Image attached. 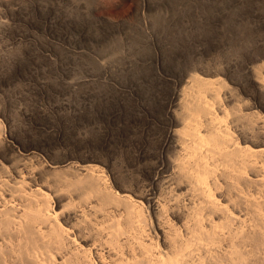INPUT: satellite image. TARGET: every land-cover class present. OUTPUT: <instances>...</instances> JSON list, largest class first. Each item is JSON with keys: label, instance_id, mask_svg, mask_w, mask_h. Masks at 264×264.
I'll return each instance as SVG.
<instances>
[{"label": "bare ground", "instance_id": "bare-ground-1", "mask_svg": "<svg viewBox=\"0 0 264 264\" xmlns=\"http://www.w3.org/2000/svg\"><path fill=\"white\" fill-rule=\"evenodd\" d=\"M8 2L0 0V6L11 3ZM233 6L242 17L250 16L257 27L251 25L255 33L250 40L240 34L241 47L235 52H230L226 42L221 43L220 50L228 52L227 60L224 51L217 59L223 57L221 61L225 63H208L204 59L186 67L181 59H177L178 63L174 59L173 64L162 56L160 69L167 71L171 66L175 74L166 72L164 76L154 72L152 77L144 78L145 83L136 79L130 82L135 91L143 88L137 101L142 110L136 111L142 117L141 127L137 126L140 133L134 129L137 118L133 119L135 122L129 121L128 130L137 137L138 147H132L137 152L131 149V155L136 153L134 158L148 178L144 190L140 188L144 183L124 178L118 174L120 170L111 173L115 182L109 184L98 163L109 158L99 155L98 150L94 154L88 147L85 150L79 146L81 149L65 151L50 145L43 135L22 133L13 127L3 138L0 127V264H258L256 259L264 257V0H235ZM211 42L215 44L216 40L212 38ZM128 44L131 46V42ZM135 60L129 61L132 71ZM176 66L182 67V73L176 75V71L181 72ZM119 67L121 70L122 65ZM112 70L109 71L113 77ZM134 73L133 77L138 72ZM84 128L81 127L83 131ZM100 136L98 139L102 140L104 137Z\"/></svg>", "mask_w": 264, "mask_h": 264}, {"label": "rangeland", "instance_id": "rangeland-1", "mask_svg": "<svg viewBox=\"0 0 264 264\" xmlns=\"http://www.w3.org/2000/svg\"><path fill=\"white\" fill-rule=\"evenodd\" d=\"M8 1L9 2L11 1V3L8 2L9 4L7 5L2 4V6H0L1 8L0 9V123H2L0 127H3V129L1 128V131L3 130L2 133L4 134V136L2 134V137L4 138L7 135L8 130L11 127H13L15 128V130H19L22 133H30L37 135L38 137L39 136L41 137L43 135L45 136V138L48 139L50 145L52 146L55 145L57 148H61L65 151H70L72 149L75 150V148L81 149L83 147H84L83 149L85 150L89 149L92 150L93 152L94 150H98L97 152L98 154L100 153L99 155L102 156L103 154L104 157H106V159L107 157L109 158L107 159V161H110L107 162L104 159L105 162L104 161H102V163L98 162L99 164H101V168L102 167L104 168V170L102 169L101 171H103L102 173L105 172L104 175L105 178L106 176L108 177L106 179H108L107 181L109 182V184L111 183V181H112L111 184H114L113 182H115L113 174L111 173L113 172L118 173L119 172L118 170H120L118 174L123 175L124 178H128V179L129 177L130 179L136 178L137 180L139 179L141 183H144L142 184L143 187L142 186L140 187L142 190L148 187L147 186L148 181H146L148 180V178H146L141 168H139L140 166L135 160L136 158H134L136 153L133 156V153L135 151L137 152V148L132 149L134 145L135 147H138L137 137L136 134L130 133V131L128 130V124L131 121L135 122L134 120L137 118L138 121L136 122L138 124L136 123L137 125L136 124H135L136 126L134 125V129L137 130L138 132L140 131V128L138 127L139 126L141 127L140 122H142V117H140L138 113L141 112L140 110H142V108L141 106L138 105L137 101H139L141 98L140 96L143 93V88L142 90H140L141 88L139 89L138 87V91L137 90L135 91L132 89L131 83L135 81V79L138 80V83L139 81L140 83H145V81L147 82V80L145 79L152 77L155 74L154 72L159 73V75L163 74L164 76L166 72L170 74H175V72L172 71L171 66L167 71L162 70V68L160 69L161 67L160 62L162 56H165V58L168 57L166 59L168 60L167 62L173 64L178 63L177 59H181L182 61L180 60V63L181 64L184 63V65L186 64L185 65L186 67H190L194 65L198 61L202 62L204 61V59L207 60V62L213 60L215 63L216 62L219 63L223 57L219 60L217 59V57L218 56L221 57L222 52L224 51L223 56L225 53L224 59H226L227 58L226 55L228 53V52L226 53L225 50H220V48L222 49L223 47L222 46V44H224L223 42H226L225 45L231 49L230 52H235V50H239V48L241 47V44L239 45V43H241L242 41L239 38L240 34H244V36L250 40L255 33V30L252 28V26L253 27L256 26L254 25V22L251 21L252 18L250 16L248 17V15L247 16L245 15L242 17V15L239 14L237 8L236 7L234 8L233 3L235 0H8ZM229 1L231 2V4ZM12 3L13 5H11ZM232 6L234 10L232 9ZM229 10L231 12H229ZM237 13L239 14V17ZM243 18L246 22L243 20ZM237 22H239L238 25ZM232 26L234 27L232 28L233 32L231 31ZM235 27L237 29H235ZM245 29H247L248 31L246 30L245 32ZM249 29L251 31H254L252 32L253 34H250L251 31H249ZM225 31L227 34L224 33ZM97 32L99 34H97ZM129 32H131V34L133 35L135 34L136 36L135 35L134 36L136 38L131 34L128 35L127 33ZM116 33L118 36H115ZM145 33H147V36ZM94 34L97 36V38ZM233 34H235L236 36ZM103 36L104 37L106 36V38H104ZM182 36H185L186 39H184ZM181 37L182 39H180ZM212 38L216 40L215 44L211 42ZM92 39L93 41H90ZM230 41L233 43V44L231 43L232 45L230 44ZM130 42H131V46L132 45L134 46L131 47L130 44H128ZM217 43L218 44L220 43L219 46L217 45ZM227 43L230 44L231 47ZM234 43L239 46L237 47L236 45L234 46ZM136 44L139 45L137 46L138 48L135 47ZM164 44H166V46ZM97 45L100 46L96 47ZM115 46L118 49L117 51L114 49L116 48ZM129 47L134 49V51L132 49L130 50ZM175 47L178 49V51L173 50L176 49ZM100 48H102V51L106 48V50H104L105 53L104 51L102 53ZM119 48L121 50V54L122 55L125 54L123 55V57L122 55H120ZM136 48L137 49L140 48L141 51L140 50L139 52L136 51L137 50ZM144 48L145 49L148 48V50L145 51ZM182 48L186 50V52ZM92 49L94 51H91ZM164 49H165V53H164ZM214 50L215 51L217 50V52H215ZM84 51L86 52L87 55L84 53ZM98 51H100L101 54ZM196 51L198 52L196 53ZM200 51L201 52L203 51V54ZM111 52L114 53L116 56L113 55ZM137 53H139L138 55L139 57L137 56ZM208 53L211 55L209 56ZM106 54L108 57L106 56ZM111 54L113 56H111ZM213 54L214 57H212ZM88 55L89 57H92L91 58L92 60L94 59V57L99 58V60L95 58L93 60L94 62H92V60H90ZM117 55L121 58H119ZM159 55L160 58L157 57ZM103 56H105V58L102 59ZM154 56L157 61L155 60ZM106 57L107 60L109 61L111 58V63L106 60ZM112 57H114L115 59ZM116 57H118L119 59ZM132 57L136 59L135 61H137L135 67L133 66V68L135 69V70L133 69L134 71L131 70L130 67L131 63H129L130 59H133ZM136 57L139 60H137ZM113 59L114 62L112 61ZM173 60L175 63L173 62ZM194 60H196V62H194ZM88 61L91 64L87 63ZM96 61L99 62V63L97 62V66L95 63ZM105 61L107 62L108 67L106 66ZM116 61H119V63H121L122 71L120 70L119 67L121 65ZM222 61L220 63H225V60L224 62ZM102 62L104 63L102 64ZM143 62L145 63V66ZM117 63L119 65H117ZM109 64H111L112 66L114 64L115 66H113V68H110L112 66L110 65L109 67ZM145 67L148 68V70L145 69ZM176 67H177L176 70H181L180 68H182L180 67L178 69V66ZM108 69L109 70L113 69L112 71L116 72L117 78H115L116 77L115 72L114 74L112 72V75H114L112 77L111 72ZM127 70L129 71L131 70V71L129 72ZM123 72L124 74L126 73L127 74L124 75L122 74ZM131 72L132 73L135 72L134 74H136L137 72L138 73L133 77ZM143 72H145V74ZM178 72L182 73V70L181 72L176 71V75L178 74ZM122 75L125 76V79H123ZM139 75L141 76V78ZM119 76L121 77L119 78ZM128 77H132V78L130 79ZM84 78L88 80L86 81ZM97 80L101 81L103 84H101V82L99 84V81ZM120 80L122 82L117 83ZM93 81L96 85L93 83ZM89 82L91 83V85ZM107 83H109L108 84L109 86L111 85L110 89ZM126 83H129V86ZM85 85H89V86L86 87ZM93 85L94 87L91 90V87ZM103 85L105 87H102ZM113 86L114 88L111 89ZM95 87L97 88V90ZM117 87L119 88V90ZM104 88L106 91L104 90ZM127 89L130 91H128V93L125 94L127 92ZM103 90L105 93L101 92ZM85 91H86V96L88 95L87 98L85 97V93H84ZM131 91L133 93L135 92L134 93L135 95ZM140 91H142V93ZM114 93L116 94L113 95ZM121 93L124 96L125 95L128 96V98L127 96H125L126 100L128 99L127 102L124 96L121 95ZM97 98L102 101H99ZM115 98L116 99L119 98L118 101ZM92 99H94V101L96 102H94ZM111 100H113V103L115 105H113ZM106 101L108 104L106 103ZM124 101L126 104H124ZM109 102L111 105L109 104ZM121 102L123 103L121 104ZM102 103L104 105H102ZM89 104L93 105V107ZM82 105L85 107H83ZM99 105L102 106L99 107ZM134 106L137 108H135ZM126 107H128V110H126L125 112ZM131 107L134 108V110ZM136 111L138 113H136ZM127 112L130 113L127 114ZM122 113L125 114L123 115ZM135 114H137L138 116H135ZM122 119H124L125 122H123ZM89 125L91 126L89 127ZM83 126H85V128ZM81 127L84 128V131L83 129H81ZM92 129L95 131H92ZM110 129L111 130L114 129V131H111ZM47 131L48 132L52 131V133L49 135ZM95 132L98 134H96ZM102 133L103 135L104 134L106 135L103 136ZM116 133L117 134L119 133L120 135L119 134L117 135ZM122 133L123 134L125 133L124 136ZM139 133L137 134L139 135ZM88 134L90 135V137L87 136ZM79 135L81 137L83 135L84 139L82 140L83 137L81 138ZM116 135L121 136L122 138L119 137L120 139L119 140ZM99 136L100 138L103 136L104 138L103 137L102 138L104 139V141L102 138H101L102 140L98 139ZM131 136L132 139L130 138ZM93 137L95 138L92 139ZM111 138L114 141H111L112 140ZM116 138H117V142L119 141L120 143L116 142ZM125 139L128 141L129 140L132 141L134 139L133 140L134 142L133 141L128 142ZM83 141L86 145L83 143ZM94 141L97 142L98 144L100 143L101 146L95 143ZM121 141L122 142L124 141V143H122ZM108 143L110 145H108ZM124 144L126 146H124ZM91 145L94 147L92 148ZM95 146L97 149L95 148ZM86 147H88V149H86ZM131 149L133 151L132 155H131L132 152ZM95 152L94 154H97ZM107 163L110 165H107ZM135 169L139 171H136ZM106 171H107V175H106ZM123 171L125 173L126 172L129 173H126L127 174L126 175ZM133 173L135 176H133ZM136 176H138V178ZM56 208L59 209L58 206H56ZM260 257L258 258L264 260L263 256ZM258 258L256 259L257 260L256 263L259 264L260 262H262L260 264H263L264 261L260 260V262H258L259 261Z\"/></svg>", "mask_w": 264, "mask_h": 264}]
</instances>
